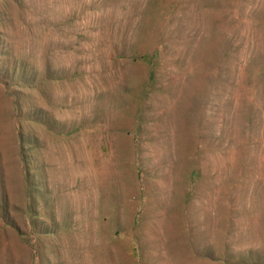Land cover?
I'll return each instance as SVG.
<instances>
[{
  "label": "rangeland",
  "instance_id": "rangeland-1",
  "mask_svg": "<svg viewBox=\"0 0 264 264\" xmlns=\"http://www.w3.org/2000/svg\"><path fill=\"white\" fill-rule=\"evenodd\" d=\"M0 264H264V0H0Z\"/></svg>",
  "mask_w": 264,
  "mask_h": 264
},
{
  "label": "bare ground",
  "instance_id": "bare-ground-1",
  "mask_svg": "<svg viewBox=\"0 0 264 264\" xmlns=\"http://www.w3.org/2000/svg\"><path fill=\"white\" fill-rule=\"evenodd\" d=\"M171 135H172V134H171ZM171 135H170V136H171ZM163 139H164V138H163ZM160 141H161V140H160ZM162 141H163V140H162ZM162 141H161V142H162ZM164 142H165V141H164ZM159 144H160V143H159ZM170 144H171V143H170ZM170 144H169V145H170ZM172 144H173V143H172ZM164 145H165V143H164ZM164 145H163V146H164ZM163 146H162V147H163ZM150 147H151V146H150ZM173 147H174V146H173ZM159 148H160V147H159ZM169 148H170V147H169ZM162 150H163V149H162ZM167 150H168V149H167ZM165 151H166V150H165ZM145 152H146V151H145ZM148 153H149V152H148ZM159 153H160V152H159ZM145 154H147V153H145ZM149 154H150V153H149ZM145 159H146V158H145ZM161 170H162V169H161Z\"/></svg>",
  "mask_w": 264,
  "mask_h": 264
}]
</instances>
